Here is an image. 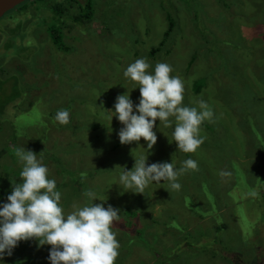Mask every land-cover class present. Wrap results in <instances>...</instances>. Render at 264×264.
Masks as SVG:
<instances>
[{
  "label": "rangeland",
  "instance_id": "rangeland-1",
  "mask_svg": "<svg viewBox=\"0 0 264 264\" xmlns=\"http://www.w3.org/2000/svg\"><path fill=\"white\" fill-rule=\"evenodd\" d=\"M140 58L149 72L172 66L182 105L203 100L213 111L195 152L170 142L174 117L169 127L157 119L152 149L143 138L120 143L123 125L108 111L122 94L139 103L138 82L123 73ZM59 110L68 124L54 119ZM17 148L47 166L65 214L92 202L87 189L94 204L119 210L115 264H264V0H29L9 11L0 19V203L23 182ZM141 155L146 166L192 159L197 169L178 177L179 190L161 181L133 193L119 176ZM50 248L21 241L4 264H49Z\"/></svg>",
  "mask_w": 264,
  "mask_h": 264
},
{
  "label": "clouds",
  "instance_id": "clouds-1",
  "mask_svg": "<svg viewBox=\"0 0 264 264\" xmlns=\"http://www.w3.org/2000/svg\"><path fill=\"white\" fill-rule=\"evenodd\" d=\"M150 67L146 58H140L123 73L126 78L138 82L140 99L134 105L128 94L119 95L114 111H108L110 121L115 116L123 125L118 133L120 143L130 144L143 138L147 148L152 149L157 142L153 131L157 119L169 127V118L174 117L170 142L175 141L177 149L184 153L195 152L204 142L200 126L212 120L213 111L203 100L198 102V107L182 105L184 83L180 77L170 75L171 65L157 63L152 72L147 71ZM69 115L67 110H59L54 119L62 125L68 124ZM16 156L23 163L20 172L23 182L13 184L7 202L0 203V264H4L6 255L13 254L19 242L29 240H36L39 246H51L49 264H115L120 244L112 229L114 222L120 219L119 210L111 205L105 208L103 204H94L98 199L96 193L87 189L83 195L92 202L83 206L74 204V210L65 214L59 203L61 192L56 190V180L49 178V169L37 159V154L17 148ZM146 159V155H141L135 158L132 170L123 169L119 182L125 189L144 193L150 184L166 181L171 190H179L178 177L197 169V162L192 159L183 161L180 168L173 162L146 166Z\"/></svg>",
  "mask_w": 264,
  "mask_h": 264
},
{
  "label": "trees",
  "instance_id": "trees-1",
  "mask_svg": "<svg viewBox=\"0 0 264 264\" xmlns=\"http://www.w3.org/2000/svg\"><path fill=\"white\" fill-rule=\"evenodd\" d=\"M88 20H89V15H84V16L79 15L78 17L75 18V21H77V22H79V23H82V24L87 23ZM175 26H176V22H175V20H174L173 18H170L169 29H168V31H167L166 34H165L166 38H168V37L172 34V32H173L174 29H175ZM54 42H55L57 45H59L61 48H64V47H65L64 44H63L62 41H61V38H59L58 34L55 35V37H54ZM161 48H162V47H161ZM161 48L154 49V50L152 51V52H153L152 55L158 53V52L161 50ZM11 84H12V83H11ZM201 87H202V85H196V88H198V91L201 90ZM13 96H14V94H13ZM13 99H14V98H13ZM16 99L18 100V98H16ZM16 99H14V100H16ZM18 245H19V244H18ZM21 251L23 252V249H22ZM9 262H13V260L11 259L10 256H8V263H9Z\"/></svg>",
  "mask_w": 264,
  "mask_h": 264
},
{
  "label": "water",
  "instance_id": "water-1",
  "mask_svg": "<svg viewBox=\"0 0 264 264\" xmlns=\"http://www.w3.org/2000/svg\"><path fill=\"white\" fill-rule=\"evenodd\" d=\"M29 0H0V19L9 11L17 8Z\"/></svg>",
  "mask_w": 264,
  "mask_h": 264
},
{
  "label": "bare ground",
  "instance_id": "bare-ground-1",
  "mask_svg": "<svg viewBox=\"0 0 264 264\" xmlns=\"http://www.w3.org/2000/svg\"><path fill=\"white\" fill-rule=\"evenodd\" d=\"M28 2V1H27ZM25 4V3H24ZM20 7V6H19Z\"/></svg>",
  "mask_w": 264,
  "mask_h": 264
}]
</instances>
